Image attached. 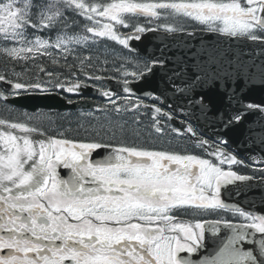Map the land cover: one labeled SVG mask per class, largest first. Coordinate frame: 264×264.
Listing matches in <instances>:
<instances>
[{
	"label": "snow or ice",
	"instance_id": "1",
	"mask_svg": "<svg viewBox=\"0 0 264 264\" xmlns=\"http://www.w3.org/2000/svg\"><path fill=\"white\" fill-rule=\"evenodd\" d=\"M68 13L85 23L81 25ZM132 17H145L149 22L189 17L210 28L213 22L222 21V27L217 25L212 30L264 42V0L227 3L7 0L0 4V41L11 46H0V55L14 65L32 61L37 71L49 78V83L54 81V87L66 88L70 93L87 87L84 81L99 83L108 79V71H114L121 77L116 81L120 92L98 88L107 101L98 111L108 113L110 107L120 117L122 113L143 115L141 109H144L151 113L148 134L161 137L166 130L181 134L180 128L172 127L176 121L210 158L146 150L135 145L113 147L111 143L95 141H34L28 135L0 131V264H65V261L69 264H264V213L255 211L254 206L246 209L221 198L222 187L255 179L231 170V166L253 167L256 158L250 157L251 164H245L223 150L227 140L218 137L209 141L197 135L194 128L208 120L212 101L206 88L212 86L223 90L217 103L239 105L226 119L224 113L217 117L225 129L238 125L250 110L264 115V103H243L242 90H237L238 85L233 87L241 78L251 84L257 77L230 62V70H225L224 61L217 56L173 63L169 67L170 61L163 53L143 62L135 55H91L100 38L135 53L130 42L139 41L142 34L181 30L174 23H158L153 29L127 22ZM117 25L130 31L120 33ZM28 28L36 32L55 31L56 35L54 38L37 35L29 40ZM76 28L83 34L77 33ZM108 55H113L111 61ZM41 56H46L54 69L63 70L67 76L62 80L61 72L35 64ZM156 68L162 70L165 87L155 94H138L135 85L155 75ZM9 74L13 79H8ZM21 76L14 68L0 71V83L9 89L8 95L0 91V100L6 103L21 91H48L41 88L39 81L14 82ZM258 78L264 83V69ZM146 99L153 103L146 104ZM134 122L142 123L139 118H134ZM6 123L0 119V127ZM108 125L107 129L102 125L101 130L114 136L115 130L124 131L126 122L113 124L108 120ZM8 127L24 133L37 131L25 123H11ZM248 131L250 139L258 135L264 144V127L259 133L252 128ZM100 148L111 151L103 159L92 160L93 150ZM259 163L264 164V158ZM172 164L177 167L171 168ZM60 165L71 169L68 178L60 177ZM222 165H227V170ZM193 167L197 168L196 172L191 170ZM253 170L264 172V167ZM261 182L264 183V177ZM201 211L228 213L234 219H184ZM222 228L228 231L221 234ZM206 232L211 233V239L206 237ZM3 250H7L6 254ZM201 250L206 253L192 259L191 254ZM184 252L189 255H180Z\"/></svg>",
	"mask_w": 264,
	"mask_h": 264
},
{
	"label": "water",
	"instance_id": "2",
	"mask_svg": "<svg viewBox=\"0 0 264 264\" xmlns=\"http://www.w3.org/2000/svg\"><path fill=\"white\" fill-rule=\"evenodd\" d=\"M131 48L135 53L148 57H159L162 53L166 59L170 61L169 67L173 63L191 62L193 59H203L209 56H217L224 61L225 70L229 69V62L232 66H238L246 69L248 74L255 75L257 79L249 84L246 79L241 78L233 87H237L241 91V100L243 103H264V83L258 76L259 72L264 69V42L252 41L245 37H233L218 31L207 30H187L175 33H164L163 31H148L142 34L139 41H131ZM155 75L147 78L136 86L150 87L159 89L165 87L162 70L156 68L153 70ZM8 88V86H7ZM207 94L212 101V110L208 113V120L205 124L214 133L226 136L233 145L247 156L264 158V144L260 143L259 136L250 139L249 128L255 129L257 133L261 127H264V115L256 111H249L244 119L238 124L225 129L218 121L217 117L220 113H224L225 119L228 114L234 111L239 105L226 104L221 105L216 102L217 97L222 93V89L215 86L206 88ZM10 102L18 106L35 110L39 107L53 108L65 107L56 100L53 95L49 94H29L10 99ZM0 131H11L14 135H28L32 140L47 139L39 133H24L18 129H11L8 125L0 127ZM241 186H246L241 183ZM251 196L249 198L238 197L239 190L227 195L228 203L239 204L245 208L255 207L258 213H264V183L255 182L253 185L248 183ZM261 186V187H259ZM248 187V189H249ZM259 188V189H258ZM261 190V191H260ZM228 230L222 228L221 233ZM204 252L192 256V259H199Z\"/></svg>",
	"mask_w": 264,
	"mask_h": 264
},
{
	"label": "flooded vegetation",
	"instance_id": "3",
	"mask_svg": "<svg viewBox=\"0 0 264 264\" xmlns=\"http://www.w3.org/2000/svg\"><path fill=\"white\" fill-rule=\"evenodd\" d=\"M134 55V54H133ZM96 56V55H93ZM122 56V55H120ZM115 56V57H120ZM132 56V55H127ZM103 55H101V59H103ZM135 58L140 61L150 60V58H146L140 55H135ZM109 61L113 59V56H108ZM131 70V69H130ZM62 75L60 79H64L67 76L66 72L60 71ZM99 74V73H97ZM108 79L112 81L121 79L120 76H117L114 71H108L106 73ZM103 80L102 82L97 83L93 80H86L84 81V77L81 76V80L84 81L88 86L81 87L79 92H67L65 89H60L54 87V81L49 83V78H46L44 75L40 77L41 88H47L48 91H42L47 93H56L61 98H63L68 103H75L86 101L88 105L82 108H71V109H41L38 112H35L38 116H36V121L40 128L39 131L51 136L54 139H62V140H71L76 142H98V143H111L113 147L118 146H142L146 150L152 151H167L172 153H177L180 155H198L201 158H210L206 156L202 149L194 143V138L190 135L186 134L185 130L183 129L182 125L176 121H173L172 127L180 128L181 134L176 135L171 131L166 130V134L164 136H158L156 134H148L147 129L148 126L151 124V113L146 112V110L141 109V113H145L143 115L136 113H122L120 117H117L109 107L108 113H103L98 111L97 109L107 105V101L105 98L97 91L98 88L104 89H111L116 92L118 91L116 88L112 87V84L109 83V80ZM95 85V86H93ZM41 91V90H38ZM138 94L143 92H150L155 94L156 91L151 89H139L136 91ZM20 93H24L21 91ZM5 107V111L11 116L14 115V111H22L10 104L7 105L3 100ZM146 104H151L153 101L151 99L145 100ZM22 121H30L29 113L24 112L20 113ZM107 117V119H106ZM35 118V117H34ZM134 118H139L142 121L141 124L137 125L134 122ZM182 119V117H177V120ZM108 120L113 121V124L119 122L124 124L126 122V127L124 131L121 132L119 130H115V135L113 136L110 131H102L101 126L103 125L105 129L109 127ZM194 128L197 131V135L203 137L204 139H208L209 141L215 140L218 136L208 135L205 131V127L200 125H194ZM221 139L227 140L226 137H219ZM228 153L236 155L239 159L243 160L245 164L249 163L240 153L235 151L232 148L231 143L227 140V145L223 149ZM111 151L109 148H100L93 150L91 159L92 160H100L106 157V155ZM135 159V158H134ZM216 162L215 160L213 161ZM165 163H167L165 161ZM171 168L175 169L177 166L172 164L169 165ZM226 170L228 168L227 165H222ZM253 167L260 168L264 166H256ZM253 167H243L240 165H232L231 170L238 172L242 175H248L255 177V179H261L264 177V172L254 171ZM193 172L197 171V168L193 167L191 169ZM58 172L61 178H68L71 174V169L64 168L63 165L58 166ZM91 179V178H87ZM229 186V185H227ZM224 186L221 188V198L223 188L227 187ZM233 186V184L231 185ZM26 215V214H25ZM219 218H227V219H234L228 213H218V214H208L206 212H198L192 215L184 217L185 220L194 221L196 219H207V220H215ZM71 222H75L74 220ZM168 234L167 232L165 233ZM59 243V241H57ZM6 254L7 250H3ZM180 255H188V253H180ZM65 264H69L68 261H65Z\"/></svg>",
	"mask_w": 264,
	"mask_h": 264
},
{
	"label": "trees",
	"instance_id": "4",
	"mask_svg": "<svg viewBox=\"0 0 264 264\" xmlns=\"http://www.w3.org/2000/svg\"><path fill=\"white\" fill-rule=\"evenodd\" d=\"M167 1H170V0H134V2H136V3H144V2H147V3H149V2H155V3H156V2H167ZM94 2H97V3H99V2H105V0H94ZM108 2H110V0H108ZM68 15H69L71 18L78 20L79 23H80L81 25H83V24L85 23L83 20H79L78 17H74V16H72L71 13H68ZM135 18H136V19L128 20L127 22H129V23H132V22H136V23H138V20L143 19V17H135ZM105 21H106V20H105ZM186 21H187V23H188L189 25L193 24V22H192L191 20H186ZM127 30H128V29H127ZM75 31H76L77 33L83 34V33L81 32L80 28H76ZM37 35L40 36V37H45V38H48V37H52V38H54L55 35H56V32H55V31H51V32H49V31H47V30H41V31H39V32H36V31H34L32 28H28V29H27V38H28L29 40L34 39V37L37 36ZM2 44H3V45H4V44L7 45L6 42H2V41H0V46H1ZM114 49H115V47H114L113 43L111 42V40H107V39H105V38H100V39L97 41L96 45L93 47V50H92V53H91V54L100 55V54H102V53H111V51L114 50ZM86 54H88V53H86ZM39 60H40V58L36 59V60H35V64H38V65H39ZM46 62H47V63L50 62L48 58L46 59ZM27 64H29L30 67L32 66L28 71H35V72H38L37 69L33 66V62H32V61H28V62L20 61L18 64H15V65H14L12 62H10V61L7 59V57H5V56H3V55H0V70H1V71L5 70V69H9V70H11V69H13V68H14V69H19V67L25 69V68H27ZM48 65H51V64H48ZM51 66H52V65H51ZM24 71H25V70H24ZM25 73H27V72H25Z\"/></svg>",
	"mask_w": 264,
	"mask_h": 264
},
{
	"label": "rangeland",
	"instance_id": "5",
	"mask_svg": "<svg viewBox=\"0 0 264 264\" xmlns=\"http://www.w3.org/2000/svg\"><path fill=\"white\" fill-rule=\"evenodd\" d=\"M7 2V1H6ZM5 2V3H6ZM172 2H185V3H192V2H199V0H182V1H177V0H172ZM214 2H224V3H227V2H229V0H214ZM0 4H2V3H0ZM4 4V3H3ZM189 18V17H188ZM192 20H194V22H196L197 24H200V25H206V24H203V23H201V22H199V21H197V20H195V19H193V18H191ZM173 22H175V23H177V21H174L173 20ZM103 23H108V21H104ZM217 25H219V26H223V22L222 21H215V22H213V24H212V27L213 28H215ZM206 26H208V25H206ZM209 27V26H208ZM3 45V44H2ZM4 46H6V44H4ZM39 58H41V57H39ZM38 59V58H37Z\"/></svg>",
	"mask_w": 264,
	"mask_h": 264
}]
</instances>
